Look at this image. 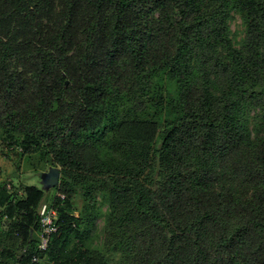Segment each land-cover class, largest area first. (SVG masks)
Instances as JSON below:
<instances>
[{"label":"trees","instance_id":"trees-1","mask_svg":"<svg viewBox=\"0 0 264 264\" xmlns=\"http://www.w3.org/2000/svg\"><path fill=\"white\" fill-rule=\"evenodd\" d=\"M13 148L58 167L64 194L40 251L45 192L0 182V264H264V0H0Z\"/></svg>","mask_w":264,"mask_h":264},{"label":"rangeland","instance_id":"rangeland-1","mask_svg":"<svg viewBox=\"0 0 264 264\" xmlns=\"http://www.w3.org/2000/svg\"><path fill=\"white\" fill-rule=\"evenodd\" d=\"M229 29V35L232 37L234 44L236 45L243 36L244 29V25L238 14L234 13L232 15V18L229 20ZM3 152H6V150ZM18 153L19 152L17 148H13L11 151L7 150V159L6 157H3L0 151V179H3L2 182L14 190L17 196H20L22 187L24 186L33 185L40 189L41 185L39 183V174L41 172L47 171L51 165L43 162L38 164L37 158L28 157L27 155L21 157L18 155ZM57 194L63 196L64 193H62L61 189H58L57 187L49 189L45 192L44 202H53L55 197L58 196ZM107 198V195H105V193L100 189L95 195L94 207L97 211V216L92 222L88 234L84 237V244L86 248L97 251L102 250V241L104 237V217L108 211ZM70 202L74 210L73 215L78 216L82 206L85 205L82 194L74 193L70 198ZM5 225V218L0 217V230H4ZM116 260L117 256H111L108 263L117 264Z\"/></svg>","mask_w":264,"mask_h":264},{"label":"built area","instance_id":"built-area-1","mask_svg":"<svg viewBox=\"0 0 264 264\" xmlns=\"http://www.w3.org/2000/svg\"><path fill=\"white\" fill-rule=\"evenodd\" d=\"M6 188L9 187L6 185ZM58 198L63 196L57 194ZM38 216V231H37V249L44 251L49 243L51 235L57 232V206L53 202H43L36 210ZM32 262H36L37 258L32 257Z\"/></svg>","mask_w":264,"mask_h":264},{"label":"water","instance_id":"water-1","mask_svg":"<svg viewBox=\"0 0 264 264\" xmlns=\"http://www.w3.org/2000/svg\"><path fill=\"white\" fill-rule=\"evenodd\" d=\"M59 181V170L56 167H49L47 171L39 174V183L43 192L55 188Z\"/></svg>","mask_w":264,"mask_h":264},{"label":"crops","instance_id":"crops-1","mask_svg":"<svg viewBox=\"0 0 264 264\" xmlns=\"http://www.w3.org/2000/svg\"><path fill=\"white\" fill-rule=\"evenodd\" d=\"M0 165H1V162H0ZM3 181V179H0V182H2ZM9 187V186H8Z\"/></svg>","mask_w":264,"mask_h":264}]
</instances>
